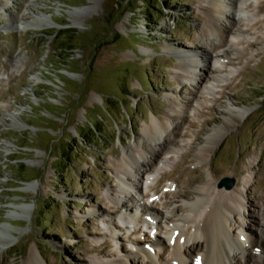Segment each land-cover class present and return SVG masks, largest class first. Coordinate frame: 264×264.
<instances>
[{
	"label": "rangeland",
	"instance_id": "obj_1",
	"mask_svg": "<svg viewBox=\"0 0 264 264\" xmlns=\"http://www.w3.org/2000/svg\"><path fill=\"white\" fill-rule=\"evenodd\" d=\"M239 1L0 0V264L168 261L192 188L223 178L244 192L228 230L263 260L264 0ZM154 146L170 151L124 176ZM165 194L186 198L175 216ZM144 205L161 215L136 222Z\"/></svg>",
	"mask_w": 264,
	"mask_h": 264
},
{
	"label": "bare ground",
	"instance_id": "obj_2",
	"mask_svg": "<svg viewBox=\"0 0 264 264\" xmlns=\"http://www.w3.org/2000/svg\"><path fill=\"white\" fill-rule=\"evenodd\" d=\"M231 1L233 2V6L231 5V7H233L234 10L235 8L239 9L241 2L239 0H231ZM229 5L227 4L228 7H230ZM262 9H264V3H262L261 6L259 7V10H262ZM40 21L41 20H39V22ZM255 24L256 23H254V25ZM35 27H41V23L40 25L37 24ZM204 36L207 37V33ZM205 39L207 40V38ZM224 44L225 46L228 47L229 50L230 48L235 46L234 44L226 43V42ZM202 45L205 46L204 43ZM215 45H213L214 50L218 48V46L215 47ZM187 52L191 53V54H187L189 56L195 55V53L192 50H188ZM198 80L203 81L202 79H199V78ZM245 111H246L245 109H240V110L238 109L237 113L241 115ZM231 115L232 117H234L233 118L234 120L235 119V116H233L234 114H231ZM164 129H165L164 125H162L161 123L159 124L158 122L152 121L151 125L146 129L145 134L148 136V138L152 139L151 142H154V141L157 142L158 140L157 138L161 136L162 131ZM215 137L214 138L217 139V135ZM156 145L158 146V144ZM156 147L154 146L151 149L149 148L150 150H148L147 152H142V154L138 155V158L136 157L134 152H130L129 154H126V156L128 157V160H126L127 162L125 163L124 169L125 168L126 169L123 172L124 176L128 175L130 178L131 177L133 178L135 176H139V174L140 175L145 174L143 173V171L146 172L147 168L149 169L151 167V163L154 160L159 159L160 155L170 151L168 147L166 148L165 146L159 147L158 149H156ZM147 155H150V159H148L149 157L147 158ZM185 158L186 156L181 157L179 162H183ZM132 170H134V172H132ZM162 176H165V175H162ZM126 178L121 179L122 185L126 186L128 189H134L138 186L137 184L138 181H136L135 179L131 181L130 178L129 180ZM152 189L154 191L157 190L156 187L155 188L153 187ZM192 189H193L192 193L194 195V198L191 199V202L186 205V208H185L186 214L182 216L180 215L181 220L179 221V224H172V225L169 224L171 228L168 226L169 228L165 232L166 233L165 238H167V241L169 242L170 249L169 248L168 249L170 250V255H169L170 259L168 261H165L166 259L163 261V258L161 256V254H163L162 251H161L162 253L159 252L158 255L156 254L158 258L155 259V253L152 252L151 247L150 248L144 247L145 249H142L141 254L143 258L149 259L152 262V264H156V263L157 264H192L188 256V253L191 251H197V254L194 255L195 257L193 256V259L195 262H200V264H264V258L263 260L259 261L256 255L254 254L255 253L254 248H256L259 245H257V241L249 239V234L247 233L245 226L243 227V225L239 223L240 224L239 226L242 228L240 229L242 231L246 230L244 232L246 234V237H244V239H242L243 238L242 236L233 237V235H231L228 230V226H230V223H231L230 221L231 217L233 215L238 216V217L240 216L239 208L241 209L244 205V201H243L244 197H242L244 192L236 188H234L231 191H227V189L225 190L221 188L215 189V183L210 182V181H203L202 183H200V185H197L193 187ZM163 196H164L163 197L164 201H165V198L169 199V201L167 199L168 203L163 201L164 202V207L162 205V207L164 208L163 210H165L167 214H170L171 217L175 216L174 215L175 213H173L174 210L171 209V207L175 204L174 202L175 201L183 202L186 200V198L183 199V196L181 194H178L177 196L175 197L173 196L171 198H169L171 196V195L169 196V194H165ZM150 197L148 196L147 200L151 201V203L157 198L154 196H153L154 198H150ZM260 200L262 204L261 207L264 209V199H260ZM167 204L169 205L167 206ZM150 205H147V206L144 205L145 209H143V212L139 211L136 214H134L135 215L134 219L136 220V218L141 219V217H145V219H143L145 222L151 221V218L149 217L155 216L156 213L152 214L153 211L150 208H148ZM123 206L124 205L121 203L122 208ZM151 206L152 208H154L153 205ZM174 208H177V207H174ZM125 209H127V207H125ZM176 211L181 212V207L176 209ZM158 215H161V214H156V216ZM170 216L166 215L165 219L171 220L169 219ZM261 220L262 219L258 221V225H260L261 227H264V223L261 222ZM136 222L138 221L136 220ZM241 240H244V242ZM238 255L240 257H238ZM193 259H192V262H193ZM127 262H128L127 259L126 260L124 259V260L118 261L116 264H127ZM151 262L147 264H151Z\"/></svg>",
	"mask_w": 264,
	"mask_h": 264
},
{
	"label": "water",
	"instance_id": "obj_3",
	"mask_svg": "<svg viewBox=\"0 0 264 264\" xmlns=\"http://www.w3.org/2000/svg\"><path fill=\"white\" fill-rule=\"evenodd\" d=\"M219 188L224 187L227 190H230L234 186V180L229 178H223L217 185Z\"/></svg>",
	"mask_w": 264,
	"mask_h": 264
},
{
	"label": "trees",
	"instance_id": "obj_4",
	"mask_svg": "<svg viewBox=\"0 0 264 264\" xmlns=\"http://www.w3.org/2000/svg\"><path fill=\"white\" fill-rule=\"evenodd\" d=\"M142 1H144L145 2V6L147 5V0H142ZM151 20H150V18H149V15H146V17H145V26L148 28L151 24ZM80 138H81V141H79V143H82V142H87L81 135H78Z\"/></svg>",
	"mask_w": 264,
	"mask_h": 264
}]
</instances>
